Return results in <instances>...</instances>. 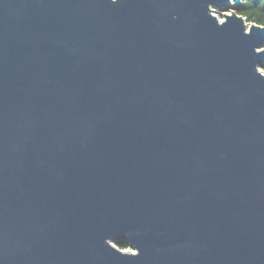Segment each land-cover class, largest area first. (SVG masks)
Returning a JSON list of instances; mask_svg holds the SVG:
<instances>
[{
  "label": "water",
  "instance_id": "water-1",
  "mask_svg": "<svg viewBox=\"0 0 264 264\" xmlns=\"http://www.w3.org/2000/svg\"><path fill=\"white\" fill-rule=\"evenodd\" d=\"M240 2L0 0V264H264Z\"/></svg>",
  "mask_w": 264,
  "mask_h": 264
},
{
  "label": "trees",
  "instance_id": "trees-1",
  "mask_svg": "<svg viewBox=\"0 0 264 264\" xmlns=\"http://www.w3.org/2000/svg\"><path fill=\"white\" fill-rule=\"evenodd\" d=\"M229 10L243 16L248 23L264 26V0H241L239 4L232 5L230 9L224 11ZM260 68L264 72V63L261 64ZM116 246L121 250L129 248L125 241L117 242Z\"/></svg>",
  "mask_w": 264,
  "mask_h": 264
},
{
  "label": "rangeland",
  "instance_id": "rangeland-1",
  "mask_svg": "<svg viewBox=\"0 0 264 264\" xmlns=\"http://www.w3.org/2000/svg\"><path fill=\"white\" fill-rule=\"evenodd\" d=\"M224 13H229V11H221V10H217V9H215L213 11V14L220 20H223V14ZM113 245H115V243H113ZM122 251L135 253V250H133L131 248H128V249H125V250H122Z\"/></svg>",
  "mask_w": 264,
  "mask_h": 264
},
{
  "label": "built area",
  "instance_id": "built-area-1",
  "mask_svg": "<svg viewBox=\"0 0 264 264\" xmlns=\"http://www.w3.org/2000/svg\"><path fill=\"white\" fill-rule=\"evenodd\" d=\"M128 249V248H127Z\"/></svg>",
  "mask_w": 264,
  "mask_h": 264
}]
</instances>
